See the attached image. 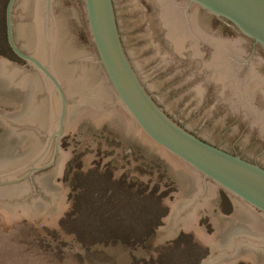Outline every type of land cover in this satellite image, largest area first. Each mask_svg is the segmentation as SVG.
Segmentation results:
<instances>
[{
	"label": "rangeland",
	"instance_id": "rangeland-1",
	"mask_svg": "<svg viewBox=\"0 0 264 264\" xmlns=\"http://www.w3.org/2000/svg\"><path fill=\"white\" fill-rule=\"evenodd\" d=\"M6 3L0 0V60L15 65L0 66V175L38 158L59 106L52 85L11 51ZM182 3L176 0L175 9ZM113 4L124 47L157 102L189 129L205 123L206 138L212 126L218 131L224 99L196 97L199 82L184 83L189 73L166 82L198 65L165 74L162 51L146 52L145 32L163 39L159 7L149 0ZM189 12L202 15L195 6ZM12 19L16 44L60 83L66 115L54 164L0 185V264H264V217L153 142L118 103L91 42L83 0H16ZM40 19L53 32L46 53ZM106 189L110 197L100 193ZM103 196L116 201L95 205Z\"/></svg>",
	"mask_w": 264,
	"mask_h": 264
},
{
	"label": "water",
	"instance_id": "water-1",
	"mask_svg": "<svg viewBox=\"0 0 264 264\" xmlns=\"http://www.w3.org/2000/svg\"><path fill=\"white\" fill-rule=\"evenodd\" d=\"M16 0L5 6V34L11 51L38 71L52 85L51 99L59 106L57 121L45 135L46 145L38 158L30 160L15 171L0 175V185L21 178L54 164L59 139L64 132L66 100L57 78L36 56L23 51L13 36L12 11ZM184 9H202L231 25L264 49V0H184ZM88 32L99 65L118 103L136 125L156 144L197 171L218 187L245 203L264 217V167L237 153L215 145L181 125L152 95L140 78L122 42L113 0H83ZM186 3V4H185ZM2 65H15L0 60ZM52 144V145H51ZM50 145L51 155L43 160Z\"/></svg>",
	"mask_w": 264,
	"mask_h": 264
},
{
	"label": "flooded vegetation",
	"instance_id": "flooded-vegetation-1",
	"mask_svg": "<svg viewBox=\"0 0 264 264\" xmlns=\"http://www.w3.org/2000/svg\"><path fill=\"white\" fill-rule=\"evenodd\" d=\"M183 5L184 3L179 5L182 24L187 28L190 26L193 34L187 36L183 45L176 50L172 40L165 37L162 28V33H158L163 38L160 41L152 39V31L149 30L143 36L144 42H148L146 52L162 51L159 56L161 65H165V74L174 67L181 68L185 64L195 62L198 67L193 72H190L191 67L182 68L169 76L166 82L181 79L184 73H189L192 76L188 75L184 83L199 82V87L195 89L196 97L209 99L216 95L219 100L224 99L227 104L224 125L219 127L218 131L212 126L207 139L264 167V49L225 21L199 8L196 9L201 11L202 15L194 13L196 21L193 26L189 20V10L194 6L184 9ZM194 27L198 28L195 30ZM161 42L166 46L164 50L160 49ZM148 86L157 87L153 82H149ZM168 96L169 92L165 98ZM217 112L213 110L214 115ZM176 121L185 126L183 121ZM207 123L210 124V120ZM205 127V123L197 122L190 131L201 136L200 132H203ZM84 189L85 186H81L80 190ZM110 192V189H106L100 193L109 195ZM109 197L103 196L93 201L95 205L115 203L116 200H109ZM103 198L105 199L102 200ZM108 214V211L103 212L106 219L110 218Z\"/></svg>",
	"mask_w": 264,
	"mask_h": 264
},
{
	"label": "bare ground",
	"instance_id": "bare-ground-1",
	"mask_svg": "<svg viewBox=\"0 0 264 264\" xmlns=\"http://www.w3.org/2000/svg\"><path fill=\"white\" fill-rule=\"evenodd\" d=\"M149 1L155 7H157V6L159 7L158 14H157V19H158L157 21L159 23V26L163 29L165 37L172 40V45H173L174 49L177 50L180 46L183 45L184 39L187 36L192 35L193 33L190 30L191 29L190 26H189L190 28L189 27L187 28L186 26H184L182 24L183 22H182L181 12L178 9H175V7H174L176 0H149ZM39 9H38V11L39 12L41 11V13L38 12L39 15L40 14L43 15L44 13H42L43 11H42L41 4H40ZM43 19H40V21H41V23H40L41 30H39V39H40V45H41L40 51H42L43 53H46V52H50L52 49L53 32L47 27V22L44 21ZM189 20H190V22H192V24L193 23L195 24V22H194V21H196L195 20V14H193V13L190 14ZM51 24H54V23H51ZM194 24H193V26H194ZM194 28L196 30V28H198V27H194ZM187 30H189V31H187ZM55 34H56V32H55ZM197 34H203V33H197ZM53 50H54V48H53ZM47 54H49V53H47ZM47 54H46V56H47Z\"/></svg>",
	"mask_w": 264,
	"mask_h": 264
}]
</instances>
